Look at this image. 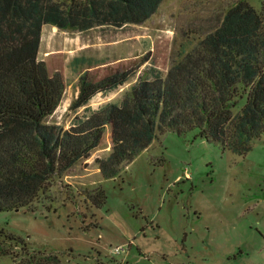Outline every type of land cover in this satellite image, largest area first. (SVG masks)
<instances>
[{"label":"rangeland","instance_id":"374dc122","mask_svg":"<svg viewBox=\"0 0 264 264\" xmlns=\"http://www.w3.org/2000/svg\"><path fill=\"white\" fill-rule=\"evenodd\" d=\"M237 0H162L140 23L41 29L37 57L65 83L48 122L68 127L79 71L92 78L148 59L124 83L95 93L97 107L118 100L146 70L164 73L186 35L200 36ZM256 9L263 0H248ZM94 65L71 66L74 55ZM198 127L167 130L115 177L95 158L111 147L107 126L99 144L29 205L0 210V264H264V131L245 153L199 135ZM103 190L105 197L99 193ZM122 245L125 250L115 253Z\"/></svg>","mask_w":264,"mask_h":264},{"label":"trees","instance_id":"16d2710c","mask_svg":"<svg viewBox=\"0 0 264 264\" xmlns=\"http://www.w3.org/2000/svg\"><path fill=\"white\" fill-rule=\"evenodd\" d=\"M161 1L0 0V210L32 203L54 175L90 154L107 126L110 150L95 158L104 177L118 175L167 130L198 127L200 136L237 153L264 131V0L259 10L248 0L235 1L214 27L178 42L164 73L142 70L118 100L88 104L95 93L124 83L148 55L98 78L79 71L69 107L84 110L68 127L47 121L65 83L37 57L42 25L84 30L140 23ZM93 61L79 54L70 63L78 69Z\"/></svg>","mask_w":264,"mask_h":264},{"label":"built area","instance_id":"2783aa9c","mask_svg":"<svg viewBox=\"0 0 264 264\" xmlns=\"http://www.w3.org/2000/svg\"><path fill=\"white\" fill-rule=\"evenodd\" d=\"M115 253H120L121 251L125 250V248L122 245L116 246L114 249Z\"/></svg>","mask_w":264,"mask_h":264},{"label":"water","instance_id":"95a60500","mask_svg":"<svg viewBox=\"0 0 264 264\" xmlns=\"http://www.w3.org/2000/svg\"><path fill=\"white\" fill-rule=\"evenodd\" d=\"M17 209V208H16Z\"/></svg>","mask_w":264,"mask_h":264}]
</instances>
